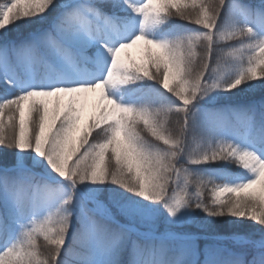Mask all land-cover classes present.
I'll return each instance as SVG.
<instances>
[{
	"label": "snow or ice",
	"instance_id": "obj_1",
	"mask_svg": "<svg viewBox=\"0 0 264 264\" xmlns=\"http://www.w3.org/2000/svg\"><path fill=\"white\" fill-rule=\"evenodd\" d=\"M0 264H264V0H0Z\"/></svg>",
	"mask_w": 264,
	"mask_h": 264
},
{
	"label": "rangeland",
	"instance_id": "obj_2",
	"mask_svg": "<svg viewBox=\"0 0 264 264\" xmlns=\"http://www.w3.org/2000/svg\"><path fill=\"white\" fill-rule=\"evenodd\" d=\"M127 51H128L129 55L133 59H136L137 61H139L141 59V52L137 48L129 49ZM255 97H258V96L241 95V96H238V97L234 98V100H238V99L244 100V99H251V98H255ZM94 102H95V100L92 101V103H94ZM89 104H90V101H89ZM205 195L209 196L210 193L206 192ZM205 218L206 217L204 215L203 219H205ZM202 221L203 220H201V222ZM230 221H231V218H229V217L215 218V220H214L213 224L211 225V227L207 228L209 230V232H210V233H207V236H209V237H212V236L224 237L225 239H222V240L219 241L220 244L223 241L225 242V241H228V240H233L240 247L241 244H242V239H246L247 237H245L243 235V230L241 229L242 226L239 227V228L234 227L230 223ZM248 223H251V222H248ZM193 225L196 226L199 229H193ZM245 226H247V225H245ZM207 229H201L196 224H188V225H183V226H176V227H174L172 229V231H174L176 233H190V234H195L197 236L203 237V236H205V234H202L200 232V230L201 231H206ZM161 230H163V228H161ZM240 230H242V231H240ZM249 230L251 231L250 228H249ZM228 234H229V236L227 237ZM234 237H239L241 239L237 240V239H234ZM201 239L203 240V243L198 242V244H199V246L201 248H203V246L205 244V242H204L205 240L203 238H201Z\"/></svg>",
	"mask_w": 264,
	"mask_h": 264
},
{
	"label": "trees",
	"instance_id": "obj_3",
	"mask_svg": "<svg viewBox=\"0 0 264 264\" xmlns=\"http://www.w3.org/2000/svg\"><path fill=\"white\" fill-rule=\"evenodd\" d=\"M244 2L246 3H257L258 0H244ZM172 20V23L179 26L176 30H182L184 28H188V27H193L192 25H189L186 21H183L181 20L179 17H172L171 18ZM27 34V31L26 30H21L20 33H16V32H13L11 34V38L13 39H21L23 38L24 35ZM147 83L151 84L153 83L152 81H146ZM156 87H160L159 85H156ZM160 91L161 92H165V95L170 97L171 99H175V97H171V94L170 93H167L164 89L160 88ZM155 97H151L149 99V101H146V103L150 102L151 99H154ZM260 100V97H255V98H251V99H244V100H233L232 101V104L233 105H244V104H248V103H251L253 101H259ZM177 121H181L182 122V115H178L176 114L175 112H171L168 114V117H167V126L171 129H175L176 126H177ZM141 127H142V124H141ZM146 135V138L149 139V140H152V138L150 136H147V134L145 133ZM155 143V141H153ZM205 214L203 213H200V218L201 220H203V216ZM193 229H199L197 228L196 226L193 225ZM241 229L243 230V235L245 237H247V233L250 232L249 228H247V226H242ZM240 230V231H242ZM200 232L202 234H205L207 235V233H210L209 230L207 229L206 231H201ZM229 236V234L227 235V237ZM202 239H200L198 242L200 243H203V240L201 241ZM205 242V241H204ZM41 244H43V241L41 240L40 241ZM222 245L226 246L227 248H231V249H236V248H239V245H237L233 240H228V241H223L221 242Z\"/></svg>",
	"mask_w": 264,
	"mask_h": 264
},
{
	"label": "bare ground",
	"instance_id": "obj_4",
	"mask_svg": "<svg viewBox=\"0 0 264 264\" xmlns=\"http://www.w3.org/2000/svg\"><path fill=\"white\" fill-rule=\"evenodd\" d=\"M91 98V97H90Z\"/></svg>",
	"mask_w": 264,
	"mask_h": 264
}]
</instances>
